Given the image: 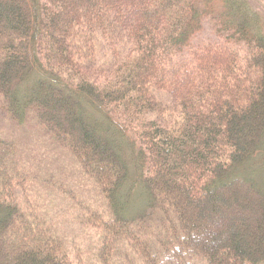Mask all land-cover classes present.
Masks as SVG:
<instances>
[{"label":"trees","instance_id":"16d2710c","mask_svg":"<svg viewBox=\"0 0 264 264\" xmlns=\"http://www.w3.org/2000/svg\"><path fill=\"white\" fill-rule=\"evenodd\" d=\"M258 2L0 0V264H264Z\"/></svg>","mask_w":264,"mask_h":264},{"label":"rangeland","instance_id":"374dc122","mask_svg":"<svg viewBox=\"0 0 264 264\" xmlns=\"http://www.w3.org/2000/svg\"><path fill=\"white\" fill-rule=\"evenodd\" d=\"M258 7L260 9L259 13L264 17V5H263V3L262 2H258ZM136 191H138V189ZM131 197H132V200H133V204L137 203L136 199L138 198V194L136 192H133V193H131ZM236 211L237 210H234V212L233 211L232 212L229 211L230 212V218L229 219H231L233 217L235 219V221L238 222V220H237L238 216L235 215ZM219 221L220 222H219L218 226L214 229V232L222 234L226 230V228L228 226V224H227L228 219L222 217L221 219H219Z\"/></svg>","mask_w":264,"mask_h":264}]
</instances>
